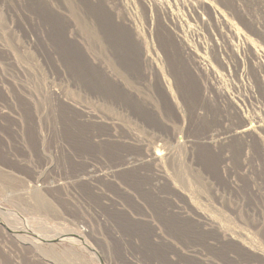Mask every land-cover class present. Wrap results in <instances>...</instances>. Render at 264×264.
Here are the masks:
<instances>
[{
    "label": "rangeland",
    "instance_id": "rangeland-1",
    "mask_svg": "<svg viewBox=\"0 0 264 264\" xmlns=\"http://www.w3.org/2000/svg\"><path fill=\"white\" fill-rule=\"evenodd\" d=\"M0 264H264V0H0Z\"/></svg>",
    "mask_w": 264,
    "mask_h": 264
},
{
    "label": "bare ground",
    "instance_id": "bare-ground-1",
    "mask_svg": "<svg viewBox=\"0 0 264 264\" xmlns=\"http://www.w3.org/2000/svg\"><path fill=\"white\" fill-rule=\"evenodd\" d=\"M170 16V15H169ZM167 18V17H166ZM250 48V47H249ZM255 52V51H254ZM257 68V67H256ZM259 78V77H258ZM210 88V87H209ZM213 88V87H212ZM206 92V91H205ZM248 130H250V126H248V125H242V127L240 128V129H237V130H234V131H232L231 133H226V136L224 135V137H227L226 139H228L229 137H232L233 135H238V137L239 136H241V135H243V134H245V136L247 135L246 134V132L248 131ZM250 133V132H249ZM250 135V134H249ZM153 153H155V152H153ZM157 154V153H156ZM149 156H151V154L149 155ZM152 156H155V155H152ZM158 156V155H157ZM148 157V156H147ZM151 158V159H150ZM149 159L151 160V163H152V161L154 162V157H150ZM149 159H146L147 161H149ZM142 162H144V161H141V163ZM128 165V164H127ZM133 165H135V164H132V162L130 163V165L129 166H133ZM42 238V237H41ZM44 238V237H43ZM87 243V242H86ZM98 252V251H97ZM100 252V251H99ZM98 252V253H99ZM101 255V254H100Z\"/></svg>",
    "mask_w": 264,
    "mask_h": 264
}]
</instances>
